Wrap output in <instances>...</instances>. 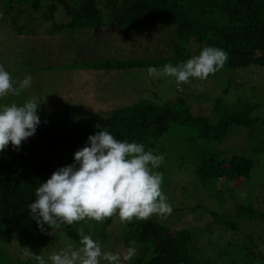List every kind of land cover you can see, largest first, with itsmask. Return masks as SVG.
<instances>
[{
	"label": "trees",
	"instance_id": "trees-1",
	"mask_svg": "<svg viewBox=\"0 0 264 264\" xmlns=\"http://www.w3.org/2000/svg\"><path fill=\"white\" fill-rule=\"evenodd\" d=\"M99 2L0 0V21L10 18L14 31L30 36L40 32L35 24L27 23L30 19L42 25L45 29L41 32L47 35L111 25L128 30L150 25L173 26L176 54H184V48L179 45L183 42L194 46L197 54L206 46L225 50L228 59L224 68L264 66V0H104L103 9ZM156 65L155 61L105 59L94 68L115 70ZM254 107L247 100L225 104L218 98L213 104L211 119L208 115L193 113L182 97L163 103L142 100L110 111L103 127L61 126L49 113L38 112L41 123L35 134L23 141L19 150H13L9 143L0 152V264H6L2 244L5 236L13 231L10 226L18 230L19 243L39 255L38 237L43 232L28 208L36 199L35 189L57 168L73 164V154L87 144L89 135L100 130L121 141L142 143L145 150L153 149L156 154L166 153L172 147L182 150L179 155L173 152L163 155V164L155 169L163 173L162 190L166 195L165 189L174 184L180 172V176L187 174L190 179L182 187V197L187 198L189 191L203 193L201 201L191 208V214L200 212L203 219L208 218L203 226L182 229L167 226L158 217L134 219L121 233L125 245L136 248V255L125 264H264L261 249L264 192L252 181L256 163L263 157L259 161L254 156L221 147L233 128L248 130L247 138L255 134L258 122L264 128V120L252 115ZM183 130L186 132H180ZM183 134L186 136L182 137ZM263 150L254 148L250 152ZM213 200L218 202L217 206L210 207L208 203ZM226 203L231 207L232 218L219 210ZM185 209L186 206L174 210ZM112 218L103 223L85 219L73 224L104 246L112 237L107 232ZM242 223H259L263 227L247 233L241 231ZM60 228L79 245V229L71 225ZM44 229L50 228L44 225ZM237 232L241 234L235 238Z\"/></svg>",
	"mask_w": 264,
	"mask_h": 264
},
{
	"label": "rangeland",
	"instance_id": "rangeland-1",
	"mask_svg": "<svg viewBox=\"0 0 264 264\" xmlns=\"http://www.w3.org/2000/svg\"><path fill=\"white\" fill-rule=\"evenodd\" d=\"M103 3L104 0H100L99 6L102 9ZM27 23L35 24L40 31L38 35L30 36L14 31L10 18L0 21V65H3L12 77L14 87H18L19 82L26 76L30 75L32 78L31 86L22 90L19 96L9 93L5 97H0V108L13 103L21 106L32 97L40 98L47 94L46 103L39 104L38 112L49 113L57 125L103 127L107 124L110 111L114 109L142 100L163 103L178 97L185 99L193 113L208 115L212 119L213 104L216 99L221 98L225 104L239 99L255 104L252 115L264 120V66L250 65L243 69L223 68L206 80L192 78L190 83L179 86L174 77L149 76L147 71L149 67L115 70L94 68L99 61L110 59L155 61L158 66L154 67L161 69L165 64L171 63L176 66L198 55L194 46L183 42L179 45L184 48V54L175 53L173 26L150 25L139 30H128L111 25L104 28L66 30L47 35L41 32L45 28L39 23H33L31 19ZM248 134V130L244 128H233L221 147L225 151L234 150L237 153L254 156L256 160L263 157L261 161L259 160V164L256 163L252 181H255V186L264 192V150L255 154L250 152L254 148L264 149L262 123L258 122L252 137L247 138ZM184 136L186 134L182 137ZM182 137L178 136L180 139ZM164 152L166 153L163 155L166 156L172 152L179 155L182 150H174L172 147ZM180 173L175 178L174 184H170L165 189L173 211L166 219H159L174 229L203 226L208 218L203 219L204 216L200 212L194 213L195 216L200 215V217L191 214V208L201 201L203 193L198 195L189 191L188 197L183 198L182 187L187 184L190 176L187 174L180 176L182 172ZM262 200L264 203V199ZM217 203L213 200L208 205L215 207ZM185 206L183 212L174 210ZM223 207L219 210L232 218L229 214L232 212L229 204L226 203ZM152 217L157 218L155 215ZM129 224L121 223L118 216H114L107 227V232L112 237L105 243L106 247L101 245L102 251L122 253L126 250L128 247L121 233ZM71 226L81 230L79 226L76 227L74 224ZM261 227L263 225L259 223H242L241 231L255 233ZM10 229L13 231L5 236L2 244L7 257L3 263L37 264L31 256L25 255L27 249L19 243L18 230L12 226ZM240 234L237 232L234 237L238 238ZM218 235H215L214 239H217ZM216 241L224 242V240ZM69 243L78 245L67 236L63 228L47 229L38 237L39 255L45 259L46 264H51L48 258L63 250ZM261 249L264 252V245ZM207 255L210 256L211 253ZM16 258L18 260H15ZM101 262L107 264V261ZM125 263L122 261V264Z\"/></svg>",
	"mask_w": 264,
	"mask_h": 264
},
{
	"label": "clouds",
	"instance_id": "clouds-1",
	"mask_svg": "<svg viewBox=\"0 0 264 264\" xmlns=\"http://www.w3.org/2000/svg\"><path fill=\"white\" fill-rule=\"evenodd\" d=\"M228 53L218 47L206 46L185 62L161 69L148 68L149 76L174 77L177 85L190 83L192 78L206 80L224 68ZM31 76H26L13 86L12 77L0 65V97L9 93L19 96L31 86ZM49 94V93H48ZM46 95L32 97L23 105L13 103L0 108V152L9 143L19 150L22 142L33 136L41 123L38 107L46 103ZM73 164L57 168L51 176L35 189V201L28 205L31 218L41 232L44 225L50 229L72 225L85 219L103 223L118 216L121 223L134 219L148 220L153 215L166 219L173 211L162 190L163 173L155 171L164 162L163 154L153 149L145 150L142 143L121 141L107 131L89 135L87 144L73 154ZM78 165V166H77ZM79 245L69 243L63 250L52 254L51 264H122L130 261L134 246L122 253L102 251L101 244L91 235L79 231ZM135 245V241L130 242ZM25 255L37 264H46L40 255L27 248Z\"/></svg>",
	"mask_w": 264,
	"mask_h": 264
}]
</instances>
